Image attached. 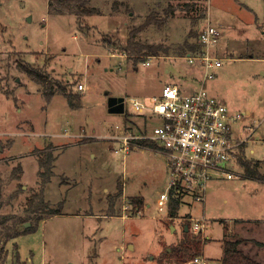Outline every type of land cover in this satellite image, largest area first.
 Instances as JSON below:
<instances>
[{
  "label": "rangeland",
  "instance_id": "rangeland-1",
  "mask_svg": "<svg viewBox=\"0 0 264 264\" xmlns=\"http://www.w3.org/2000/svg\"><path fill=\"white\" fill-rule=\"evenodd\" d=\"M48 1L0 0V132L12 131L27 119L29 128L39 135L27 139L18 135L17 152L44 148L55 139L66 144L71 138L52 135L70 133L80 126L86 133L95 129L101 137H86L79 146L64 148L57 169L66 173L75 170L77 177L58 176L50 186L49 199L44 198L61 213L36 222L37 212L25 221L28 226L18 223V218L28 215L27 199L47 183L41 180L40 167L36 185L20 180L16 191L26 185L27 194L20 195L21 200L13 203V213H8L15 218L5 224L10 229L0 236L1 264H183L190 258L180 263L179 254L171 247L183 237L186 221L193 233L189 215L207 218L199 232L203 241L197 253L206 264H221V239L226 232L264 241V181L248 177L242 164L248 161L256 168L258 163L257 170L264 173V0H198L205 18L198 17L195 23L191 18L198 11L179 6L192 0H87V6L98 11L80 15L49 12ZM168 4L175 6L173 16L164 10ZM126 8L132 12H124ZM153 8L160 17L169 18L163 25H149L136 37L162 43L166 50L143 58L150 64L136 63L125 49L128 31L143 22ZM209 21L220 29L216 50L221 65L204 87L242 114V127L249 126L244 132L249 136L236 158L238 177L211 180L204 201L184 197L178 214L171 217L166 206L156 205L167 182L163 156L142 147L124 151L120 142L105 137L109 132L120 135L127 126L131 133L149 131L155 121L142 122L130 114L128 102L124 109L130 113L109 112L107 100L118 96L147 102L168 82H176L186 92L196 90L203 69L184 57L185 41H196L198 30ZM190 29L197 34L194 38L189 36ZM25 68L46 75L47 80L37 79ZM78 83L84 85L83 90H77ZM63 89L79 95L76 101L80 105L82 99L83 108L69 109ZM51 91L55 96L46 107V94ZM6 138L0 135V144L6 143ZM97 149L101 153L91 158L90 151ZM74 151L84 160L80 170L75 167L79 153ZM16 161L20 162L6 168L11 176L22 167L28 168V177L34 175L29 168L34 162ZM85 166L102 167L101 176L87 180ZM61 182L67 186L58 189ZM139 196L143 206L135 209L130 201ZM30 226L36 228L7 239L8 232ZM241 248L264 263V248L253 242ZM165 251L168 255L161 259Z\"/></svg>",
  "mask_w": 264,
  "mask_h": 264
},
{
  "label": "built area",
  "instance_id": "built-area-1",
  "mask_svg": "<svg viewBox=\"0 0 264 264\" xmlns=\"http://www.w3.org/2000/svg\"><path fill=\"white\" fill-rule=\"evenodd\" d=\"M218 29L210 22L199 30L196 37L198 47L187 51L185 58L203 69L196 90L186 92L175 83H166L158 94L146 102L139 98H126L132 107L128 112L142 122L155 121L149 131L131 133V127H124L120 135L114 136L121 143L120 149L147 148L164 158L167 182L157 197V206H166L172 196L205 200L208 183L215 178L233 179L238 177L235 168L237 155L243 149L249 136L242 127V114L230 109L223 99L208 92L204 85L212 79L221 65L217 56ZM150 59V58H149ZM149 64V60L142 62ZM82 83L77 90H83ZM148 140L152 145L143 144ZM128 208V205L124 207ZM193 233L201 232L206 217H192ZM191 227V224H190ZM183 264H206L199 256Z\"/></svg>",
  "mask_w": 264,
  "mask_h": 264
},
{
  "label": "trees",
  "instance_id": "trees-1",
  "mask_svg": "<svg viewBox=\"0 0 264 264\" xmlns=\"http://www.w3.org/2000/svg\"><path fill=\"white\" fill-rule=\"evenodd\" d=\"M193 2H185L181 5V9L185 10H196L198 11L195 16L191 18L192 22L195 23L198 17H204V7L202 3L198 0H192ZM175 6L172 4H168V6L164 9L168 16H173ZM48 11L49 12H69L73 14H92L98 11L97 8L93 6H87V0H49L48 1ZM126 13L132 12V9L126 8L124 11ZM166 16L165 18L160 17V13L157 9H152L146 16L143 22L139 23L138 25L132 26L128 31V36L126 39L125 49L127 51V55L130 56L133 61L136 63L138 61H144L143 58L151 56V55H158L160 50H166L165 46L162 43H150L146 41H142L137 39V34L141 31L145 30L151 24H165L166 20L169 18ZM197 34L194 30L190 29L189 36L194 38ZM196 38V37H195ZM196 40V39H195ZM187 46V51H192L198 47V44L194 42H190L188 39L185 41ZM25 70L31 74H33L37 79H41V81L47 80L45 77L46 75L42 73H36L29 68H25ZM39 77V78H38ZM51 85L49 86V88ZM63 94L65 95L67 102L71 108H77L79 103L76 101L79 98V95L72 94V93H65L63 89ZM52 95V91L46 94V99H49ZM128 113L127 110L124 109L123 114ZM143 144L152 145V143L148 140L141 141ZM53 160V155L51 151L46 150L43 155L39 156L38 163L40 167L39 175L41 176V180L43 183L47 182L50 177L53 175L51 170V164ZM243 166L245 167V171L248 174V177L258 178L264 181V173L257 170L258 163L256 165H252L248 161H244ZM2 179L0 178V209L2 206ZM29 209H27L28 215L23 218H18L17 222L23 223L28 221L30 218V214L39 213V215L35 216V221L43 219L45 216L59 214L61 213L59 210H54L49 207V203L44 201L43 197V187L40 190L35 191L31 194V196L27 199ZM131 204L136 206L135 209H140L143 206V197H135L131 199ZM180 202H182V197L179 196H172L167 205V213L168 216L174 217L178 214V210L180 207ZM190 217V215L188 216ZM15 218L13 215L2 214L0 213V236L4 230L10 229L9 225H5L9 220ZM187 225L190 227V222H185L184 227ZM33 227V226H32ZM32 227H27L23 231H14L7 233V239L14 238L19 236L20 234H24L25 232H29ZM184 229V228H183ZM189 229V228H188ZM183 231V237L180 241L177 242L174 246L171 247V251L175 254H179L180 256V263H182L185 259L197 256L200 246L202 244V238L200 233H189V231ZM247 242H253L256 246L264 248V241H259L256 239H249L246 237H235L230 233L226 232L221 239V256H220V263L221 264H264L259 260H256L252 255L245 252L241 245ZM168 255L167 251L161 253V259L166 258ZM177 256V255H176ZM2 262V253L0 249V264Z\"/></svg>",
  "mask_w": 264,
  "mask_h": 264
},
{
  "label": "crops",
  "instance_id": "crops-1",
  "mask_svg": "<svg viewBox=\"0 0 264 264\" xmlns=\"http://www.w3.org/2000/svg\"><path fill=\"white\" fill-rule=\"evenodd\" d=\"M241 4H242L241 5L242 7H244L247 10H250L248 6H246L243 3H241ZM204 18H205V16H204ZM214 25L218 29L219 39H220V29H219V27L216 24H214ZM217 46H218V44H217ZM168 83H170V82H168ZM54 96H55V94H52V97L50 98L49 101H47V99H46L45 106L46 105L47 106H51ZM83 104L84 103L82 102V99H80L79 107L78 108H74V109L83 108ZM67 107L69 109H71L69 104L67 105ZM17 110L19 111V109H17ZM26 121H27V119H24V122L16 124V128L14 130H12V131L11 130H9V131L6 130V131H1L0 132V135L6 136L7 137L6 140H8L6 143H3L4 142L3 141L0 144V178L2 180H4L3 185H2V206H1V209H0V213H2V214L13 213V211H11V210L14 209L15 202L16 201L19 202L21 200L20 195L26 193V190L24 189L26 187V185H23V187H22L23 190L22 191L21 190L20 191H16L17 188L19 187L20 180L25 181L28 185L29 184L36 185L37 183H39V179L40 178H39V175H38V170H39V165H38V156H39V154L38 153L42 149L46 148V150L51 151V153L53 155V160H52V164H51V170L53 172V175L51 176V179L49 181H47V183L44 184V186H43L44 198L46 200H48L49 198H48L47 195H48V192L50 190V186H53V184H54V179H56L58 176H63V177L69 178L71 180H75V178L77 177L75 170L73 172L69 171L68 173H66L64 170L60 172V170L57 169V164L59 163V160L62 158L61 155H63V152L66 151V149H64V148H66L67 146H69V147L70 146H79V144H81L82 142L86 141L85 140L86 137H90V136L101 137V136L98 135L97 132H95V129H93V131L91 133H86L85 130L80 126L79 130L76 128L73 132H70V133H66V131H65L64 133H54L52 135L54 138H58V137H69V138H71V141L66 143V144L61 143V141H58V139H55L53 141H50L48 143V145L43 146L44 148L38 149V148H36L34 146V148H32V150H27L25 152L24 151L17 152L15 150V146L14 145L17 142L18 135H20L22 138H25V139H27L28 136L31 137V136H34V135H39L37 132H33V128H29L30 126L28 125V122H26ZM117 125L118 124H116L115 126L117 127ZM96 133H97V136L95 135ZM116 135H119V134H114V133L109 132L108 134H106L105 137L113 138V141L117 142V139L114 138V136H116ZM77 138H78V140H76ZM82 139H84V140L83 141H79V140H82ZM35 149H36V151H35ZM130 149H132V148H130ZM74 152H75V154L79 153L78 151H74ZM32 153L36 155V156L34 155L35 158L34 157H30ZM96 153L100 154L101 152L97 149L95 151H90L89 155L91 156V158L94 159V158L98 157L96 155ZM27 154H29V155H27ZM5 157H7V158H5ZM24 157L30 158V159L23 160ZM19 159H21V162H34V164H31L30 165L31 167H29V168H33V173H34V175L32 176L33 178L32 177L30 178V177L27 176L28 168H26L24 170V167H22V171L20 170L21 172H17V174L14 177L10 175L11 172L10 173L7 172L6 168L9 167V166L11 167L12 165H15L16 162H20V161H16V160H19ZM1 164L4 165L5 167H2ZM83 164H84V160L82 158L81 153H79L75 157L76 170H78V169L80 170ZM83 172L85 173L84 176L86 177L87 180H90L91 178L92 179L98 178V177L101 176L102 167H100V168L99 167L91 168L89 166L88 167L85 166V167H83ZM10 183L12 184V186L8 185ZM62 186H67V184H63L61 182V183H58V185H56V187L58 189L63 188ZM8 194H9V197H8ZM26 196L24 197V201L26 200ZM46 218L42 219V221L44 222ZM14 245H15V243H14Z\"/></svg>",
  "mask_w": 264,
  "mask_h": 264
},
{
  "label": "water",
  "instance_id": "water-1",
  "mask_svg": "<svg viewBox=\"0 0 264 264\" xmlns=\"http://www.w3.org/2000/svg\"><path fill=\"white\" fill-rule=\"evenodd\" d=\"M107 107L109 112L123 113L124 112V98L118 96H109L107 100ZM29 222H25L24 225L28 226ZM173 229V227H172ZM184 231L188 230V226L185 225Z\"/></svg>",
  "mask_w": 264,
  "mask_h": 264
}]
</instances>
